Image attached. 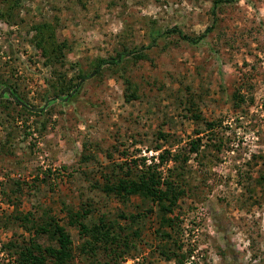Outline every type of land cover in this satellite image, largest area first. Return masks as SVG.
Returning <instances> with one entry per match:
<instances>
[{"label":"rangeland","instance_id":"rangeland-1","mask_svg":"<svg viewBox=\"0 0 264 264\" xmlns=\"http://www.w3.org/2000/svg\"><path fill=\"white\" fill-rule=\"evenodd\" d=\"M213 1L0 0V10L14 5L10 20L0 15V264H13L5 243L33 235L32 220L15 217L43 209L87 264L64 211L87 204L91 221L104 214L139 231L115 264H264V0L222 2L215 18ZM44 21L66 41L63 65H45L32 41ZM213 23L199 44L169 32L195 37ZM119 53V64L90 73L93 59ZM70 63L87 76L63 99L59 88L78 81ZM162 150L179 154L158 167L183 189L172 228L151 200L94 188L117 163H159L151 157Z\"/></svg>","mask_w":264,"mask_h":264},{"label":"trees","instance_id":"trees-1","mask_svg":"<svg viewBox=\"0 0 264 264\" xmlns=\"http://www.w3.org/2000/svg\"><path fill=\"white\" fill-rule=\"evenodd\" d=\"M231 1L233 0H214L211 9L214 18L216 15V7L222 2ZM13 9V3L9 4L4 10H0V15L10 20ZM213 27L214 23L206 27L200 35L195 37L183 33L176 27L170 29L169 32L177 33L180 38L191 44H199L204 37L212 31ZM33 28L35 29V34L32 41L39 50L40 55L44 58V64L52 67L63 65L65 63L67 45L66 41H59L56 38L54 25L49 21H44ZM121 60V53L118 54L116 59L97 57L93 59L89 65L90 68H92L90 69V73H99L104 66L109 67L113 64H119ZM70 65L72 68L74 67V78L78 79V81L73 85L71 83L72 79H70L66 89L64 85L59 88L58 96H64L63 99H66V97L70 95V86L71 88H76L80 84V80H84L87 76L83 67L78 63H70ZM63 93L66 94L62 95ZM10 94L18 104H22L15 91H10ZM191 114L196 121L202 119L199 112H192ZM213 124V122L205 121V125L209 130L213 128ZM195 133L199 135L201 131L197 129ZM200 140L201 137L199 136L193 139L190 142L189 150L197 152L199 150ZM178 156L179 154H171L168 150H162L156 157H151L159 160V163L153 162L146 164L145 158L139 159L143 160V164L140 168H138L140 165H138L136 160H133V162L136 163L134 165L124 166L122 162L117 163V165L104 176V181L100 184L98 183L94 188H98L105 194L114 196L122 202L128 201L132 196L151 200L157 205L161 214L160 226L172 228L176 217L169 214L174 211V207L177 205V200L183 193V189L180 184L171 179L169 175L163 177L158 167L164 161H168L170 157L173 158V162H177V160H179ZM182 160H185V156L182 157ZM174 167H172L173 170ZM64 211L68 225L77 227L80 237L84 239L80 246V253L87 260V264H107L112 260V264H115L116 257L122 256L128 250L131 239L134 235L138 236L139 233L138 229H129L130 227L126 225H121L115 220L107 219L104 214L97 217L96 221H91L93 209L88 204L81 210H74L72 207L64 205ZM32 215V213H27L23 216L15 217L21 222L32 220L33 229L31 232L33 235H31L28 241L23 245L11 241L4 244V249L12 257V263L76 264L74 262L75 253L73 250L72 238L66 226L60 223L59 218L52 214L49 209H43L36 220L30 219ZM137 216V214H121V218L129 219L130 224H133L135 221V224L139 223L137 221ZM163 234L166 236L169 235L167 232ZM43 236L49 241L46 245L38 241V239ZM101 249L111 260L106 259L101 261L99 254ZM160 253L168 260L176 256L173 253L167 252L165 247L160 249Z\"/></svg>","mask_w":264,"mask_h":264}]
</instances>
